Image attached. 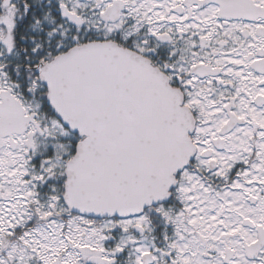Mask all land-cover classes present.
<instances>
[{"label":"snow or ice","instance_id":"snow-or-ice-1","mask_svg":"<svg viewBox=\"0 0 264 264\" xmlns=\"http://www.w3.org/2000/svg\"><path fill=\"white\" fill-rule=\"evenodd\" d=\"M0 264H264V0H0Z\"/></svg>","mask_w":264,"mask_h":264}]
</instances>
